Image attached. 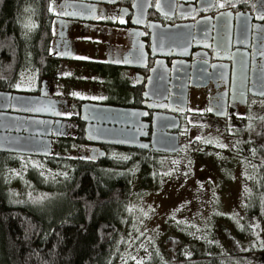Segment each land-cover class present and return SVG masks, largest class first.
<instances>
[{
  "label": "flooded vegetation",
  "instance_id": "af4514ba",
  "mask_svg": "<svg viewBox=\"0 0 264 264\" xmlns=\"http://www.w3.org/2000/svg\"><path fill=\"white\" fill-rule=\"evenodd\" d=\"M33 14L35 55L16 65L21 87L1 91L41 98L35 114H19L33 126L16 130L48 139L52 155L2 153L48 160L62 149L129 171L135 152H181L154 149L158 127L181 139L193 117L225 124L263 99L252 86L264 75V0H43ZM99 127L136 131L148 148L88 138Z\"/></svg>",
  "mask_w": 264,
  "mask_h": 264
},
{
  "label": "rangeland",
  "instance_id": "374dc122",
  "mask_svg": "<svg viewBox=\"0 0 264 264\" xmlns=\"http://www.w3.org/2000/svg\"><path fill=\"white\" fill-rule=\"evenodd\" d=\"M263 117L264 98L252 101L225 124L193 117L195 126L181 132L179 154L144 155L147 172L140 162L133 163L114 264H209L197 256L233 251L226 229L243 251L261 252L233 263L221 258L220 264H264V164L242 154L238 139L239 130ZM74 154L54 150L58 157ZM47 161L0 156V187L8 185L9 196L18 201L39 204L49 199L69 170ZM33 174L53 188L34 187ZM52 192L48 210L58 200V190Z\"/></svg>",
  "mask_w": 264,
  "mask_h": 264
},
{
  "label": "trees",
  "instance_id": "16d2710c",
  "mask_svg": "<svg viewBox=\"0 0 264 264\" xmlns=\"http://www.w3.org/2000/svg\"><path fill=\"white\" fill-rule=\"evenodd\" d=\"M42 4L43 0H0V90L14 88L16 65L30 64L35 55L41 38L35 33L33 8ZM238 139L242 154L264 164V117L239 130ZM0 156L16 157L2 152ZM143 157L135 152L134 163L140 162L147 172ZM47 163L69 170L67 180L50 186L58 190L53 209L48 210L53 190L49 199L35 204L11 198L8 185L0 187V264H114L117 231L132 182L127 166H89L63 157H51ZM32 178L37 179L34 187L50 190L35 174ZM225 233L231 253L197 258L220 264L221 258L233 263L260 254L243 251L231 232Z\"/></svg>",
  "mask_w": 264,
  "mask_h": 264
},
{
  "label": "water",
  "instance_id": "95a60500",
  "mask_svg": "<svg viewBox=\"0 0 264 264\" xmlns=\"http://www.w3.org/2000/svg\"><path fill=\"white\" fill-rule=\"evenodd\" d=\"M252 94L260 98H264V75L258 84L252 86ZM40 97L33 95L22 94L18 92L1 91L0 90V152L29 154L41 157H50L52 155V145L48 139L35 135L34 131H27L21 133L22 129L17 127V121L25 125V123L32 127L33 118H26V115L20 116V113L35 114L31 110L42 104ZM31 108V109H30ZM177 119V118H175ZM163 117L156 116L155 123L160 124ZM176 124L173 129L178 128ZM158 130L153 137V147L155 150L178 152L182 148L180 137L177 132L168 133L166 130ZM97 135L101 138L108 137L106 141L113 144L135 145L148 148L146 143L139 141V134L133 130H120L117 128H95L88 130V138ZM98 139V140H99Z\"/></svg>",
  "mask_w": 264,
  "mask_h": 264
},
{
  "label": "snow or ice",
  "instance_id": "6c2138e0",
  "mask_svg": "<svg viewBox=\"0 0 264 264\" xmlns=\"http://www.w3.org/2000/svg\"><path fill=\"white\" fill-rule=\"evenodd\" d=\"M221 6H223V5H221Z\"/></svg>",
  "mask_w": 264,
  "mask_h": 264
}]
</instances>
